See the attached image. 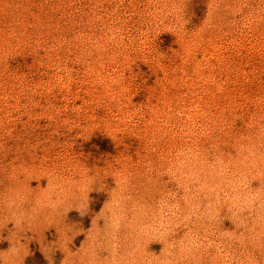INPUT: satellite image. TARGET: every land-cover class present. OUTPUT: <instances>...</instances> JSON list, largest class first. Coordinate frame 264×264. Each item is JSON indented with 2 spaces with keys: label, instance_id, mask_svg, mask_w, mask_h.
<instances>
[{
  "label": "rangeland",
  "instance_id": "1",
  "mask_svg": "<svg viewBox=\"0 0 264 264\" xmlns=\"http://www.w3.org/2000/svg\"><path fill=\"white\" fill-rule=\"evenodd\" d=\"M0 264H264V0H0Z\"/></svg>",
  "mask_w": 264,
  "mask_h": 264
}]
</instances>
